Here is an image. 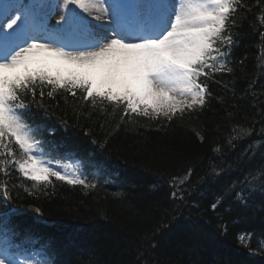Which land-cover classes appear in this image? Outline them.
Segmentation results:
<instances>
[{
	"label": "trees",
	"instance_id": "16d2710c",
	"mask_svg": "<svg viewBox=\"0 0 264 264\" xmlns=\"http://www.w3.org/2000/svg\"><path fill=\"white\" fill-rule=\"evenodd\" d=\"M240 4L230 30L239 38L228 61L233 71L208 81L211 96L203 109L171 122L129 118L123 105L93 107L79 92L75 98L60 92L45 96L47 118L42 109L27 113L55 127L50 138L85 161L89 185L96 186L53 178V186L30 195L32 183L16 171L9 175L10 161L1 152L0 196L7 186L11 199L0 198V211L27 210L11 218L18 239L32 245L37 237L51 238L54 264H264V195L253 193L241 204L235 191L225 194L231 181L264 165V145L245 155L264 140V0ZM234 128L244 138L231 147ZM228 165L229 174L213 176L212 169ZM173 191H183V200ZM241 233L252 235L241 242Z\"/></svg>",
	"mask_w": 264,
	"mask_h": 264
},
{
	"label": "snow or ice",
	"instance_id": "6c2138e0",
	"mask_svg": "<svg viewBox=\"0 0 264 264\" xmlns=\"http://www.w3.org/2000/svg\"><path fill=\"white\" fill-rule=\"evenodd\" d=\"M62 7L54 24L50 20L60 5L51 2L33 0L0 12V151L5 163L10 161L9 175L16 171L32 183L26 189L30 195L53 186V178L96 186L89 185L82 169L66 171L58 157H76L62 153V145L50 138L55 127L27 115L32 108L42 109L43 118L50 115L45 96L54 99L64 92L75 98L79 92L93 107L106 101L123 105L129 118L169 122L203 109L211 96L208 81L218 72L233 71L228 61L239 38L230 30L237 27L234 14L242 5L240 0H127L114 11L110 0H63ZM44 85L50 88L46 93ZM233 133L227 141L231 147L244 138L235 128ZM262 145L264 140L255 141L245 155H255ZM214 151L219 153L220 147ZM232 170L228 165L212 174L220 177ZM191 173L189 169V177ZM185 183L187 178L179 180L180 186ZM233 191L241 204L253 193L264 195V165L231 181L225 194ZM172 196L183 200V191ZM0 198L11 199L7 186ZM222 200L223 195L211 207ZM25 211L15 205L0 211V264H53L47 258L57 253L51 238L37 237L32 245L18 242L20 233L11 218ZM251 235L241 233L238 239L246 242ZM33 247L43 251L33 253Z\"/></svg>",
	"mask_w": 264,
	"mask_h": 264
},
{
	"label": "rangeland",
	"instance_id": "374dc122",
	"mask_svg": "<svg viewBox=\"0 0 264 264\" xmlns=\"http://www.w3.org/2000/svg\"><path fill=\"white\" fill-rule=\"evenodd\" d=\"M40 1H42V0H37V2H40ZM31 2H33V0H28L27 3H31ZM59 5H60V10L57 11L54 16H52V20H51L52 24H54L57 20H59L60 15L63 14V7H62L63 1ZM64 163L67 166L66 167V171H68V172H72L74 170L75 171H80L82 169L81 163L79 161H77V160H69V161H66ZM57 170H60L59 166H57ZM82 171H83V169H82Z\"/></svg>",
	"mask_w": 264,
	"mask_h": 264
},
{
	"label": "bare ground",
	"instance_id": "6f19581e",
	"mask_svg": "<svg viewBox=\"0 0 264 264\" xmlns=\"http://www.w3.org/2000/svg\"><path fill=\"white\" fill-rule=\"evenodd\" d=\"M112 4V3H111ZM113 5V4H112ZM114 6V5H113Z\"/></svg>",
	"mask_w": 264,
	"mask_h": 264
}]
</instances>
